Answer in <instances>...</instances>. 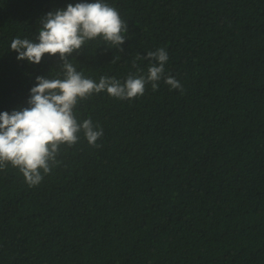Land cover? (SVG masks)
I'll return each mask as SVG.
<instances>
[{"label":"trees","instance_id":"1","mask_svg":"<svg viewBox=\"0 0 264 264\" xmlns=\"http://www.w3.org/2000/svg\"><path fill=\"white\" fill-rule=\"evenodd\" d=\"M82 0H0V113L28 107L58 56L19 61L49 12ZM92 2V0H87ZM128 23L123 51L100 39L70 62L122 83L164 48V80L130 100H81L103 129L61 146L37 186L0 170V264H264V0H104Z\"/></svg>","mask_w":264,"mask_h":264},{"label":"clouds","instance_id":"2","mask_svg":"<svg viewBox=\"0 0 264 264\" xmlns=\"http://www.w3.org/2000/svg\"><path fill=\"white\" fill-rule=\"evenodd\" d=\"M40 23L35 41L15 38L10 48L18 53L19 61L37 65L45 54L58 56L63 78L36 77L29 106L0 113V170L9 165L18 168L29 186L42 182L57 165L61 146H74L81 132L92 147H100L97 141L103 129L91 119L81 123L75 116L81 100L105 91L113 98L130 100L143 96L148 84L153 91L158 90L161 80L171 89L183 91L179 81L165 76L169 56L164 48L138 57L150 61L147 74H140L142 70L134 62L137 74H129L123 83L115 77H101L97 83L76 70L69 58L87 42L100 39L108 48L122 52L128 39V23L104 0L69 3L65 9L49 12Z\"/></svg>","mask_w":264,"mask_h":264}]
</instances>
